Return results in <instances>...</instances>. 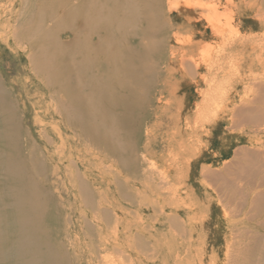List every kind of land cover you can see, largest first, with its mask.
<instances>
[{"label": "bare ground", "instance_id": "obj_1", "mask_svg": "<svg viewBox=\"0 0 264 264\" xmlns=\"http://www.w3.org/2000/svg\"><path fill=\"white\" fill-rule=\"evenodd\" d=\"M156 6L159 14H166L165 0H157ZM232 6L238 8L241 28L264 32V0H240ZM139 8L136 0H0V42L25 55L26 68L40 83L41 102L47 99L45 115L57 119L56 125L34 122L41 128L37 137L53 147L48 129L57 139L69 133L71 153L78 155L75 161L71 158L72 164L71 159L58 162L53 172L62 176L57 205L62 210L63 194L72 195L74 201L75 216L62 231L69 240L62 242L53 241L43 229L38 236L34 232L57 223V213L24 221L26 213L42 214L51 201L43 186L55 185L39 177L49 171L46 151L34 147L26 154L32 177L40 178L36 183L24 181L26 171H17L10 159L23 223L18 222L23 237L15 264H147L152 260L154 264H206L207 260V264H264V33L246 34L238 43L223 41L217 46L214 70L224 68L231 54L242 51L245 82L237 84L231 97H220L215 111L202 101L199 90L203 83L195 55L200 43L190 40L185 51L174 53L166 36L177 28L167 21L166 25L153 23L152 15L146 14L147 27L140 38L135 21ZM201 9L186 10L183 28L201 27L196 18ZM158 30L168 32L150 43ZM63 34L68 37L62 39ZM198 36L207 39L211 33L204 29ZM169 49V64L176 66L180 59L186 71L177 73L185 81H195L198 102L193 105L186 106L175 87L168 94L172 102L163 103L164 91L157 85L163 57L157 64L152 60ZM1 100L4 117L15 133L17 111L6 96ZM152 102L156 110L170 107L182 120L173 137L162 140L164 145H158L157 132L148 122ZM117 109L121 110L115 116ZM210 109L213 116L206 122L210 130L205 151H213L207 152L208 160L202 153H193L194 142H200L192 138H199L197 128ZM169 183L180 187L172 192ZM37 187L42 188L41 195ZM193 198L195 202L187 207ZM145 210L158 226L149 241L146 237L152 231L138 225ZM205 237L211 247L200 249ZM11 242L6 236L4 243L10 246Z\"/></svg>", "mask_w": 264, "mask_h": 264}, {"label": "rangeland", "instance_id": "obj_2", "mask_svg": "<svg viewBox=\"0 0 264 264\" xmlns=\"http://www.w3.org/2000/svg\"><path fill=\"white\" fill-rule=\"evenodd\" d=\"M208 1L209 0H165L166 14L162 15L157 12V0H136V2L141 8H139L140 13L135 19V21L137 24L136 29H139L141 31V33L139 34L140 38H143V31H145L147 27V24L145 23L144 14L149 16L152 15L153 23H156L157 20L164 22L165 25L167 24L166 21L168 23H171L177 29L171 31L167 36L166 34L170 30L169 27L167 32L158 30L152 35L153 37L151 36L152 39L149 38V41H151L150 43L154 41L157 42L164 36H166L168 39L170 38L171 43L173 44H171L170 49L174 51V53H177L178 51L182 52V50L185 51V49L188 47L190 40H193V42L200 43L195 55V61L199 63V66L201 68L200 80L202 81L201 83H203V86L200 85L201 87H199V90L202 94V101H206L208 102L207 104H211L216 111L215 103L218 101V99L223 96H226L227 98L231 97L235 92L237 84L243 85V83L245 82L244 73L241 65L242 59L244 57L242 51H238L237 53L231 54L230 59L225 63L226 65H223L224 68L221 67V70L219 71H216V69L214 70L213 63L217 59L220 52V49H218L217 46L223 41L229 43H238L240 41V38L242 36H245L246 34V36L250 34L262 35L264 32H258L254 30L253 33H251L247 29H245V27L241 28V26L239 25L240 13L238 11V8L236 7V11V8L234 9L232 6L233 4L236 5L237 3H239L240 0H219L218 2H213L211 4H209ZM203 5V9H201ZM190 9H201V13L196 17L197 21L201 22V27H196L195 29L189 31L187 28H183V26L186 24L185 14ZM180 14H182L183 16ZM176 16H178V19ZM204 29L210 31V38L203 39L198 36V33H201ZM139 36L137 41H140ZM61 37L62 39H65L68 37V34H63ZM188 37L190 38L189 40ZM10 46L11 45H9V43L2 44V42H0V264H15V259H17L16 248L20 244V240H22L23 237L22 233H20L19 231L20 225L18 224L19 221L21 225L23 224L21 221V217L18 214L19 210H21V206L20 202L15 200L18 192L15 191L12 173H10L12 172L10 166V159L17 164V171H26L27 176H23L24 181L32 179L36 183L39 181V177L42 178L44 176L46 177L47 182L49 181L51 184L55 185V188L50 189L46 187L48 185L43 186L48 190V193L51 195V201H49V205H46L44 212L42 214L40 212L32 214L26 213L24 221H26L29 217L34 221H39L38 219L42 218L43 214H45L47 217H51L53 216V214L57 213L59 218L57 223H49L47 226H44L41 229L36 228L34 232H36V236H38L40 231L43 232V229L47 233H51V239L53 241L62 242L65 240H69L68 237H64L62 235V231L64 227L70 224L71 217L75 216L73 203L74 201L72 195L63 194L61 196L63 200V204H61L63 206L62 210L57 205V203L59 204V201L61 200L59 196L60 188L58 186L60 182L58 180L59 177L62 176L60 174L53 176V172L56 170V168H58V166H56L58 165V162H63L71 158H73V161H75L78 156L76 153H71V145H73V142L69 140V133L61 134V137L57 139L55 138V132L53 131V129H48L49 135L54 137L53 139L55 140L53 147H49V145L45 144L42 139H39L37 137L38 131L41 128H39L38 126L36 127V125L34 126V122H36L37 120V123H41V121H43L44 123L53 122V124L55 123L56 125L57 119L55 118L53 120L49 115H45V113L47 112V108L45 106V104L47 103V99L44 103L41 102L39 95L40 83L33 76H31L28 69L26 68L25 55L23 53L19 54L17 51L10 50ZM251 48L252 47H250V49L248 50V53L251 52ZM170 49L168 51H163L162 53H160V56L159 54H155V61L152 60L153 62L158 63L160 61V57H163V62L159 63L158 66L161 67V71L157 79L158 87L160 89L162 88L164 91L163 103H168L170 100L172 102V98H170L168 94L169 91H171V89L175 87L178 88L179 99L183 101L186 106H188L189 104L193 105L194 103L198 102L196 98L197 89L195 88V81L194 79L190 78L185 81L181 78L180 73H177V71L180 70L186 71L185 66L182 64L180 59L176 60V66H171L169 64ZM257 55L258 54L254 55V57H256ZM258 73L259 72H255V75ZM81 80L83 82L82 78ZM177 82H180L181 84L179 83V85H177ZM189 94H191V96ZM2 96H6L7 101L17 111V116L13 120L14 122L12 124L13 128L16 131L15 133L12 132L11 127L8 125L4 117V104L1 100ZM40 103L43 104V108L39 107ZM155 108L156 104L155 102H152L148 122L150 125L152 123V126L157 132L156 138L158 141V145H164L162 143V140H165L166 135L173 137L174 132L176 133L175 129L177 125L182 124V120L179 121V116L174 110H171L170 107L162 106V108L159 107V110H156ZM118 110L121 109L115 110L113 115L116 116V113H119ZM153 112H155L154 119L153 117H150L153 116ZM210 112L205 114V122L203 121L197 128L199 138L197 136H194L192 138V140H199L200 142V145L194 142L195 146L193 147V153L196 155V152H198V154L202 153L203 156L208 158V160L210 156L207 152L213 151V149L205 151L207 150V134L210 130V126L207 123L210 120L209 118H212L213 116V111H211V109ZM209 114L210 116L212 114V116L209 117ZM24 117L26 118V123H24ZM146 120L147 118L144 120V124L146 123ZM9 127L10 131L8 130ZM6 133L8 137L10 135V138L7 137ZM29 142H31V145H27ZM34 147L39 148V150H44L46 152H48L49 150L48 154H46L45 152V158L47 157L46 160L48 162L49 171H45L44 173L41 172L39 177L38 175L36 177H32L31 172L27 167L26 154L29 153V151ZM64 148L66 149V151L63 150ZM91 149H93L91 151L96 155L97 153H99L97 149ZM160 153L167 154V152H163V150L160 151ZM52 154H55L56 157H52ZM62 154L63 158L61 157ZM49 155L51 156V161L48 160ZM100 158L103 159L104 156L102 155L100 156ZM73 161L71 159L69 164H72ZM152 162L156 161L152 160ZM161 169L162 171L164 170L163 168ZM16 170H14V172H16ZM168 187L170 188V191L175 192V189L179 188L180 186H174L173 183H169ZM37 191L39 195H41L43 192L42 188L39 189L38 187ZM199 195L200 194H198V196ZM197 199H199V197H197ZM193 200L187 203V207H189L195 202V198H193ZM133 210L136 211L135 208ZM145 212L147 213V216ZM222 212L228 213V210L223 208ZM150 213L151 212H148L147 210L142 211V213H140V217H142L143 215L144 220H142V222L140 223H138V220H132L133 222L136 221L138 225L140 224L141 227L145 229L147 228L152 231L148 233L150 234L149 237H146L148 241L151 239L152 235L155 234V227L156 229L158 227L157 224H154L155 222L150 219V215H153ZM202 215H204V213H202ZM67 218H69V220ZM15 222L17 225H14ZM136 222L135 224H137ZM248 225L250 228L252 226V222H249ZM262 231L263 232H261V234L264 239V229ZM55 234L56 240H54L53 238V235ZM8 235L10 240L12 238L13 241V243L11 242L10 246H7L4 243V239ZM84 237L85 236L83 235V238ZM202 241H204V243H201L200 249L211 247V245L209 244L210 240H208L206 237L203 238ZM68 259L70 261V257ZM207 261L206 264L208 263ZM154 263L155 262L152 260L147 264Z\"/></svg>", "mask_w": 264, "mask_h": 264}]
</instances>
